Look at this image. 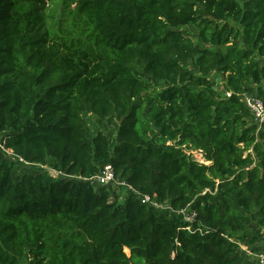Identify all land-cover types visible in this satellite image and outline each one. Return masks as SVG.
I'll return each instance as SVG.
<instances>
[{
	"label": "trees",
	"instance_id": "16d2710c",
	"mask_svg": "<svg viewBox=\"0 0 264 264\" xmlns=\"http://www.w3.org/2000/svg\"><path fill=\"white\" fill-rule=\"evenodd\" d=\"M245 93L264 99V0H0V264H258Z\"/></svg>",
	"mask_w": 264,
	"mask_h": 264
},
{
	"label": "built area",
	"instance_id": "2783aa9c",
	"mask_svg": "<svg viewBox=\"0 0 264 264\" xmlns=\"http://www.w3.org/2000/svg\"><path fill=\"white\" fill-rule=\"evenodd\" d=\"M227 96L231 95V92L228 91ZM244 101L246 103V105L251 109V111L253 112L256 121L262 125L264 124V99L254 96V95H250V94H244ZM0 147L6 151L7 153H11L10 155H14V152L11 148H6L5 145L3 143H0ZM11 151V152H10ZM93 179H95L97 182L99 183H103V184H107V183H111V182H116L117 183V179L115 176V171L114 168L111 165H107L105 166V168L101 171V173L97 174L96 176L92 177ZM119 184H125L124 182H118ZM144 201L146 202H151V198L150 196L146 195L144 198ZM155 206H161L159 205L157 202H152ZM182 213L185 214V218L187 220H193L194 217L196 216V213L193 212L191 214L187 213L185 210L181 211ZM258 258V264H264V253L259 254L257 256Z\"/></svg>",
	"mask_w": 264,
	"mask_h": 264
},
{
	"label": "rangeland",
	"instance_id": "374dc122",
	"mask_svg": "<svg viewBox=\"0 0 264 264\" xmlns=\"http://www.w3.org/2000/svg\"><path fill=\"white\" fill-rule=\"evenodd\" d=\"M49 5H50L51 8L55 7V4H53V3H51ZM74 7H75V5L73 4L72 8H74ZM56 16H57V14H56ZM183 28L185 29V27H183ZM186 30H187V33H189V36L192 37L195 42H199L200 41V37L198 36V34H197L195 29L189 27V28H186ZM212 78L216 82L217 89L220 92H222L223 94H225L227 92V91H225L226 82H227L226 76L224 74L219 73V72H215V73H213ZM85 117L89 121L90 126L93 128V132H96L97 130L103 129V127L100 126L99 123L96 121V118L94 116H92L91 114H87V116H85ZM115 121L117 123H119L118 119H115ZM113 129L116 130L117 126H112V127L110 126L107 131H110V130H113ZM193 153H194V157L197 160H199L200 162H204V163H207V164L210 163L209 161H206V159L204 158L202 152H200L198 150H195ZM7 154L10 155L11 153L8 152ZM16 166H17V164H16ZM17 167H18V170H22V168L19 166V164H18ZM111 183L114 184L112 186L116 187L117 191L119 192V194L123 197L125 195L126 189L123 190L122 188H118L119 186L117 185L116 182H111ZM244 248L246 249V247H244ZM258 253L262 254V253H264V251L263 252H255V254L253 255V259L252 260H254V258H256V260H257V256L259 255Z\"/></svg>",
	"mask_w": 264,
	"mask_h": 264
},
{
	"label": "water",
	"instance_id": "95a60500",
	"mask_svg": "<svg viewBox=\"0 0 264 264\" xmlns=\"http://www.w3.org/2000/svg\"><path fill=\"white\" fill-rule=\"evenodd\" d=\"M51 172H52V174H54V171L53 170Z\"/></svg>",
	"mask_w": 264,
	"mask_h": 264
}]
</instances>
